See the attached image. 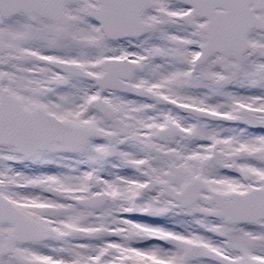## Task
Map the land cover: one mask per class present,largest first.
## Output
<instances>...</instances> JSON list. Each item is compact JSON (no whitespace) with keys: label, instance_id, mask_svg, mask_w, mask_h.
Returning a JSON list of instances; mask_svg holds the SVG:
<instances>
[{"label":"snow or ice","instance_id":"snow-or-ice-1","mask_svg":"<svg viewBox=\"0 0 264 264\" xmlns=\"http://www.w3.org/2000/svg\"><path fill=\"white\" fill-rule=\"evenodd\" d=\"M0 264H264V0H0Z\"/></svg>","mask_w":264,"mask_h":264}]
</instances>
